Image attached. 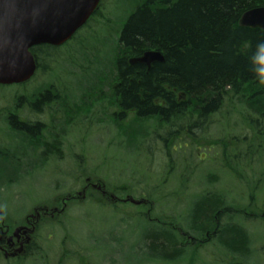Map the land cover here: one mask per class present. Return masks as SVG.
I'll use <instances>...</instances> for the list:
<instances>
[{"label": "rangeland", "instance_id": "1", "mask_svg": "<svg viewBox=\"0 0 264 264\" xmlns=\"http://www.w3.org/2000/svg\"><path fill=\"white\" fill-rule=\"evenodd\" d=\"M134 6L132 0H104L100 16L73 43L56 50L54 62L44 63V69L41 68L28 85L27 92L32 95L35 89L40 90L48 84H54V89L66 95V101L71 98L75 102L72 114L76 118L65 134L60 159L52 157L36 173L28 168L29 174L23 172L21 179L6 191L7 200L2 191L0 208L9 224L19 223L26 213L32 212L35 205L48 201L47 204H50L58 195L78 191L88 177L104 182L108 190L116 192L120 197L123 196L122 190H129L135 199L147 195L142 194L145 189L150 191L162 184L158 199L162 198L164 202L158 200L153 206L154 218L164 216L180 219L181 211L191 203L190 198L187 199L183 194L200 193L206 187L203 174H215L216 170L217 182L210 189L226 194L231 204L248 206L253 201L252 209L264 211V154L262 157L259 155L264 153V149L259 147L264 143V116L247 110L246 104L240 102L239 98L227 102L225 109L212 115L208 125L203 128L189 133L179 127H172L178 133L177 142L184 144L183 150L178 153L175 150L178 144L167 148L163 140L166 131L170 129L154 127L151 121L143 122L148 127L145 138L139 143L131 138L129 143L126 138L121 137L119 128L111 121V116L116 112L111 106V87L98 84L104 92V101L97 100V92H87L86 77H94L99 71L96 65L105 63L106 68H111L116 63V33L134 11ZM21 90L16 85L0 86V96L3 97L0 107L7 110L15 108L14 95ZM230 102L234 103V109L230 107ZM50 109L47 108L44 115L39 113V120L47 123L50 119L49 125L53 114ZM54 109L58 111V122L62 113L56 104ZM228 110L235 115L223 120ZM247 111L250 112V118L258 123L257 128H250L248 121H245L248 118ZM63 123L57 129L62 130L65 126ZM257 132H262L258 139L254 138ZM173 138L171 136L169 139ZM236 138L240 140L235 141ZM204 141L218 142V146L213 149L202 148ZM248 142L254 146L250 147L249 158L245 161ZM226 151L231 156L232 163L239 164L236 171L238 174H233L235 178L232 171L223 167ZM233 156L238 159H233ZM171 160L177 161L173 168H170ZM22 163L27 165L23 160ZM2 170L9 173L7 164L0 158V171ZM169 170L171 174L168 175ZM184 175L189 176V190H179L178 193L183 196L177 197V183ZM126 187L131 188L126 190ZM90 194L92 198L82 200L83 204L79 202L69 205L65 218L62 219L63 225L60 222H44L39 225L35 234L38 236V254L21 264H113V261L114 264H127L142 260L150 254L149 250L144 252L142 239L153 235L156 230L137 218L143 210L127 204H108L98 193ZM94 200L102 204L97 206ZM21 210L28 211L23 215H14ZM244 225L251 234L253 249V256L246 264H264V221L252 219ZM126 234L127 237H124ZM102 236L113 240V246ZM123 238L127 240L123 245H118L119 239ZM64 248L66 252L63 254ZM64 255L67 257L64 258ZM226 256L218 244L214 243L198 250L197 264H231ZM0 264L18 263H6L0 258Z\"/></svg>", "mask_w": 264, "mask_h": 264}, {"label": "trees", "instance_id": "2", "mask_svg": "<svg viewBox=\"0 0 264 264\" xmlns=\"http://www.w3.org/2000/svg\"><path fill=\"white\" fill-rule=\"evenodd\" d=\"M132 1L135 9L124 21L122 29L117 30L114 40L116 63L111 68H106L105 63L98 64L96 68L99 71L94 77H86L87 92H97L98 101L106 100L98 84L111 87V106L116 110L111 121L119 128L121 137L129 143L131 138H135L139 143L148 132L143 122L151 121L154 127L170 129L163 140L167 148L178 144L175 150L179 153L184 144L177 142L179 136L173 129L179 127L190 133L207 126L212 115L223 111L230 100L239 98L246 104L247 110L264 116V81L261 79L264 62L259 59L264 55L259 49L260 42H264V31L239 26L241 16L251 9L264 7V0ZM100 14L101 9L95 12L93 19ZM56 50L59 48L49 45L34 48L33 54L40 68L44 69V63H51L52 58H56ZM148 50L162 52L165 62L154 64L149 72L142 65L129 64L130 58ZM24 102L25 107L33 102L40 114L47 108L57 113L54 109L56 104L63 114L61 122L50 128L42 123L32 127L19 125L23 129L24 142L30 146L23 154V162L27 165L22 163V169L26 170L24 173L29 174L31 167L32 173H36L52 157L61 158L65 134L76 118L72 112L75 102L71 98L66 101V95L54 89V84L44 86L33 95H25ZM230 107L234 109V103L230 102ZM249 111L245 121L250 128H257L258 123L250 118ZM228 112L223 120L234 114L229 112L228 115ZM239 116L241 118V113ZM62 123L65 124L63 129H57ZM261 134L257 132L254 138L258 139ZM171 136H174L172 140L169 139ZM248 144L245 161L249 158L250 147L254 146L251 142ZM202 146L213 149L218 142L204 141ZM259 147L264 149V143ZM226 153L223 167L236 175L239 164L236 162L234 165L231 156ZM263 154L260 153V157ZM233 159L238 157L233 156ZM175 162L171 160L170 168ZM217 172L203 174L206 187L200 193L183 194L190 198L191 203L181 211L180 221L173 217L153 216L155 203L158 200L164 202L162 198L158 199L162 184L142 192L147 195H141L140 199L152 207L148 205V211L146 206L140 207L143 212L137 218L156 231L142 239L144 252L149 250L150 254L127 264H197L198 250L214 243L227 254L231 264H246L252 258V237L244 224L252 219L264 221V211L252 209L253 201L248 206L231 204L226 194L210 189L217 182ZM188 180L189 176L185 175L179 179L175 196L181 197L179 190H189ZM131 187H126V190ZM121 192L130 196L133 194L129 190ZM250 198L252 200L251 195ZM125 240L119 239L117 244L123 245ZM110 244L113 246L114 242Z\"/></svg>", "mask_w": 264, "mask_h": 264}, {"label": "water", "instance_id": "3", "mask_svg": "<svg viewBox=\"0 0 264 264\" xmlns=\"http://www.w3.org/2000/svg\"><path fill=\"white\" fill-rule=\"evenodd\" d=\"M100 1L0 0V84H21L30 80L37 69L30 49L38 45L65 44L88 22ZM239 26L264 31V7L245 12ZM164 62L165 57L157 51H147L130 61L149 68L154 63Z\"/></svg>", "mask_w": 264, "mask_h": 264}, {"label": "flooded vegetation", "instance_id": "4", "mask_svg": "<svg viewBox=\"0 0 264 264\" xmlns=\"http://www.w3.org/2000/svg\"><path fill=\"white\" fill-rule=\"evenodd\" d=\"M22 98V95L17 96L18 102L14 112L7 113L6 109L0 107V158L7 164L9 170V173H5L6 170L0 171V196L6 188L8 181L15 185L23 175L22 153L24 146L21 141L23 129L19 125L25 124L32 127L38 126L40 123L39 114L35 110L34 103L32 102L23 109ZM1 99L2 97L0 96V102H2ZM66 206L35 207V214H33V210L31 213L25 214V217L19 223L14 224L8 223L7 218L2 215L0 208V258L4 259L6 263L15 261L21 264L26 259L37 255V248L39 247L38 236H33L32 232L35 231L36 234L39 225L42 222H48L46 220L61 216L64 218ZM53 214H55L54 217ZM19 228L22 230L16 233ZM64 250L65 248L63 252ZM20 251H22L21 254ZM69 255L71 254L69 253Z\"/></svg>", "mask_w": 264, "mask_h": 264}, {"label": "clouds", "instance_id": "5", "mask_svg": "<svg viewBox=\"0 0 264 264\" xmlns=\"http://www.w3.org/2000/svg\"><path fill=\"white\" fill-rule=\"evenodd\" d=\"M259 49L261 53H264V42H260ZM259 59L261 60V62H264V55L260 56ZM261 71L264 72V69H262ZM261 79L262 81H264V76H262Z\"/></svg>", "mask_w": 264, "mask_h": 264}]
</instances>
